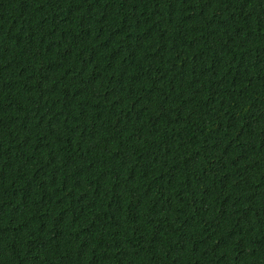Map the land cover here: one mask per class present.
Instances as JSON below:
<instances>
[{"label":"trees","instance_id":"obj_1","mask_svg":"<svg viewBox=\"0 0 264 264\" xmlns=\"http://www.w3.org/2000/svg\"><path fill=\"white\" fill-rule=\"evenodd\" d=\"M0 264H264V0H0Z\"/></svg>","mask_w":264,"mask_h":264}]
</instances>
